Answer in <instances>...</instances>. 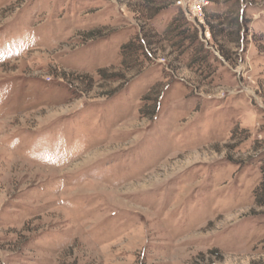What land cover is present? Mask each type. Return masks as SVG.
Listing matches in <instances>:
<instances>
[{
  "label": "rangeland",
  "instance_id": "rangeland-1",
  "mask_svg": "<svg viewBox=\"0 0 264 264\" xmlns=\"http://www.w3.org/2000/svg\"><path fill=\"white\" fill-rule=\"evenodd\" d=\"M200 1L0 0V264H264V0Z\"/></svg>",
  "mask_w": 264,
  "mask_h": 264
},
{
  "label": "trees",
  "instance_id": "trees-1",
  "mask_svg": "<svg viewBox=\"0 0 264 264\" xmlns=\"http://www.w3.org/2000/svg\"><path fill=\"white\" fill-rule=\"evenodd\" d=\"M168 1V0H167ZM170 1V0H169ZM173 1V0H171ZM210 1L213 5L216 7H219L221 5L222 1L220 0H208ZM230 2H225L224 4H227L232 8L233 6H236L235 9H232L228 15L223 17L224 15H219L216 13L215 20L213 22L216 23V26L211 24H214L212 21L210 26L211 30L214 33V37L217 40H231L232 42H235V44L240 45V37L238 38V34L240 33L241 26H243V21L241 18V9L239 8L240 1L239 0H230ZM143 3L146 4V7H143V9H140V11H137L138 15H140V19L144 21H155L158 17H160L159 12L161 11L162 8L158 6H163L166 3V0H143ZM233 3V4H232ZM231 4V5H230ZM223 7L226 5H222ZM205 12V11H204ZM207 18L206 16L204 19ZM207 20V19H206ZM182 21V20H181ZM180 21V23H181ZM208 22V21H207ZM171 23V36L168 38V43L170 44V47L173 49V52L175 54H178L180 56H186V57H191L196 58L199 55V58L194 59L195 62H201L205 60L204 58V51H202V46L199 41L198 35L196 32H190V30L187 29L188 25L186 21H182V23ZM219 23V24H218ZM169 26V27H170ZM237 32V33H235ZM101 31H92L87 34H81L82 36L85 37V40H96L100 41L101 39L105 38L106 35H101ZM142 36V35H141ZM144 38L142 37L139 40V45H133L130 47H127L126 51V57H128L126 60L129 59L130 63L133 62H138L140 57H144L146 60H149V53H148V48H151L152 46H155L156 43H152L153 40L158 39L159 37L155 34L149 35L144 33L143 34ZM234 37H236L234 39ZM223 55L226 57L225 53L223 50H221ZM141 54V55H140ZM177 55V56H178ZM178 62H179V56H178ZM125 63V62H124ZM123 63V65H124ZM193 63V61L191 62ZM104 72L102 73L101 76H103ZM175 83V80L171 81L169 87H171L172 84ZM125 86L129 87L130 82L127 83Z\"/></svg>",
  "mask_w": 264,
  "mask_h": 264
},
{
  "label": "built area",
  "instance_id": "built-area-1",
  "mask_svg": "<svg viewBox=\"0 0 264 264\" xmlns=\"http://www.w3.org/2000/svg\"><path fill=\"white\" fill-rule=\"evenodd\" d=\"M199 1H200V0H199ZM200 2H201L202 4L200 3V5L198 6V9H199V10H201V8H202V9L205 8V6H202V5H203L204 3H206V2H208V0H201ZM196 8H197V7H196ZM202 11H203V10H202ZM202 13H203V12H202ZM203 15H204V14H203ZM203 15H202V16H203Z\"/></svg>",
  "mask_w": 264,
  "mask_h": 264
}]
</instances>
